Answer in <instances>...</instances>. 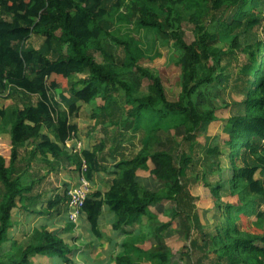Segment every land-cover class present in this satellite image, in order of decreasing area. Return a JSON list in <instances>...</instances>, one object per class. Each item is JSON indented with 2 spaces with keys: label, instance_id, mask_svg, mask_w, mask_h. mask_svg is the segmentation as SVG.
<instances>
[{
  "label": "trees",
  "instance_id": "16d2710c",
  "mask_svg": "<svg viewBox=\"0 0 264 264\" xmlns=\"http://www.w3.org/2000/svg\"><path fill=\"white\" fill-rule=\"evenodd\" d=\"M184 22L192 25L190 42L184 38ZM260 29L264 32V0H0V89L7 91L5 101L10 100L0 106V131L10 137L8 163L0 155V264H30L36 253L64 259L71 252L63 238L47 228L34 229L24 243L9 236L13 210L24 203L23 192L32 188L17 162L22 147L37 141L32 156L39 152L53 165L48 156L65 155L82 177L91 179L104 143L70 154L65 144L76 137L77 125L69 118L78 113L77 102L99 96L104 103L98 112L107 118L124 116L122 127L142 134L138 151L116 162L108 190L88 193L82 212L93 230L105 204L118 228L149 214L154 202L192 201L185 186L191 158L179 146L196 139L199 129L224 121L222 144L204 148L210 156L226 153L223 164L213 169L219 171L210 189L214 225L203 229L204 246L198 236L189 244L212 264H264V226L252 218H264V37L243 43L245 35ZM32 37L41 38L38 47L29 44ZM168 44L175 49L181 75L175 100L167 99L159 75L140 63L160 56L159 47ZM117 49L122 53L117 55ZM238 52L246 56L240 73L247 70V77H238L235 84L243 96L218 104L210 88L213 83L220 86L218 65L223 58L235 59ZM143 78L149 82L138 90ZM16 95L24 98L16 100ZM227 108L233 112L219 116ZM146 170L162 184L161 190L139 184L137 172ZM66 191L47 199L46 214L67 203ZM183 214L192 222L191 211ZM160 248L150 255L158 264H169L168 249Z\"/></svg>",
  "mask_w": 264,
  "mask_h": 264
},
{
  "label": "crops",
  "instance_id": "0c3cea01",
  "mask_svg": "<svg viewBox=\"0 0 264 264\" xmlns=\"http://www.w3.org/2000/svg\"><path fill=\"white\" fill-rule=\"evenodd\" d=\"M98 107L94 111V114H98ZM79 112L80 109L77 114L70 116V122L77 125L74 118L79 116ZM77 133H79V125H77L76 137L66 141V148L70 144L71 146L80 147V145L75 144V141L78 139ZM123 135L127 136L126 129L124 128L116 134L120 138ZM116 139L117 137L111 141H107L103 138L96 142L88 139L87 141H82L80 149H65L67 154L72 152L79 153L82 149L89 148L98 142L104 143L103 149L98 153L100 158L99 170L88 180L91 184L90 192L100 191L104 193L107 191L111 181L116 176V162L121 157L132 156L139 149V139L137 141L131 140L132 146L129 145V148L125 147L126 141H117ZM36 142L29 141L20 150L17 170L26 174L25 177L28 184L32 183V188L23 192L25 196L24 203H19L15 210H13V222L9 236L12 240L15 239L18 242L24 243L28 241L34 229L47 228L49 231H53L62 237L71 248V252L64 259L57 255L36 253L30 257V264H158L159 262L155 259V256L152 257L150 255L153 249L158 246H161L160 250L162 252H166L168 249L169 264H185L184 261L186 259H183L182 255L185 254L187 244L189 245L192 237H196L199 234L198 228H194V223L192 222H195L198 226H202L203 229H209L214 225L216 215L214 198H211V203L199 205L197 203L199 197H195V194L189 193L187 189L188 193L193 197L192 201L185 199L188 202L177 203L173 199H166L154 202L148 207L149 214H144L134 224L121 225L118 228L114 226L115 214L106 204L101 208L95 230H93L83 212L77 221L71 223L66 214V204H61L57 210L58 212L53 211L51 214L52 210H49V214H46L43 210V205L47 199L54 198L56 195L61 196L65 189L67 190L71 186L72 181L74 183L78 181L79 175L76 166L70 158H67L65 155L60 159L48 156V161L53 165L46 163V167H48L49 172L60 175L61 179L60 183L55 186L57 189L52 194L49 195L44 190L39 192L37 187H33L38 181L37 178H33L32 166L43 158L39 152L32 156V152H35ZM133 143H136V145H133ZM134 146L136 150L133 152ZM127 149L129 150L128 152L125 151ZM73 175L75 176L74 180L70 181L68 178H71ZM63 180L65 182L61 185V181ZM137 180L142 187L148 190H161L162 184L153 178L147 170L138 171ZM42 196L46 197V200L37 201V197ZM27 202H32V204L39 202L40 205L30 208ZM194 204L197 207H194ZM184 211H191L192 222L185 220ZM13 215L21 218L18 227L16 226L15 229L13 228V223L15 224L16 221L15 219L13 220ZM152 216L155 218L153 219ZM160 228L161 230H159ZM12 240H9V243L6 242L4 249H8Z\"/></svg>",
  "mask_w": 264,
  "mask_h": 264
},
{
  "label": "rangeland",
  "instance_id": "374dc122",
  "mask_svg": "<svg viewBox=\"0 0 264 264\" xmlns=\"http://www.w3.org/2000/svg\"><path fill=\"white\" fill-rule=\"evenodd\" d=\"M183 29H184V38L190 42L194 36L192 31V25L190 23H183ZM263 30L260 29L257 32H254L251 35H245L243 37V43H250L251 41H257L262 40L263 41ZM41 38L39 37H32L29 40V44H32L34 46H39L41 44ZM218 44L224 46L226 49L228 45H225L221 42ZM175 49H172L170 44L168 45H161L159 47L160 56L153 57V59H143L140 63H143L142 65L145 67H149L153 71H155L156 74L159 75L161 82L163 84L164 92L168 100H175L177 98L179 89H180V83H181V75H180V69L179 66L176 64V56H175ZM115 53L121 54L122 51L116 50ZM261 53V52H260ZM261 56V54H260ZM259 56V57H260ZM94 57L97 61H102V56L97 52L94 53ZM245 55L241 52H238V54L235 56V59H221L220 64L218 65V69L220 70L218 73H221L222 77L220 76L219 81V88L218 83H213L210 88H212V93H216L215 100L216 103L224 105V103L231 104L232 97L233 98H240L242 97V90H238V86L236 87V80L238 77L241 79H245L247 77V70H244L243 73H240V69L242 68V65L245 61ZM263 57V55H262ZM148 79L143 78L142 80V86L141 88H138V90L142 89L145 90L146 86L148 84ZM243 87V85H242ZM218 88V91L216 92ZM120 93V92H116ZM7 94L6 90L0 89V106L3 105L5 102H10V100L5 101V95ZM67 96L68 94L65 93ZM24 97H19L16 95V100H21ZM37 96L31 95L30 100L36 101ZM103 99L97 97L96 99H93L89 103H82L81 101H78L77 104L80 105V112L79 116L74 118L77 125H79V133H77L78 139L75 141V144L80 145V147L71 146L68 145L66 149L68 150H74L80 149L82 147V141H87L88 139H92L94 142L101 139L112 140L113 138L117 137V141L124 140L127 143H125V147L129 148L131 144V140L137 141L139 137L141 136L142 132L140 131H133L130 128L126 129V135H123L122 138L116 136V134L123 128L121 127L122 118L116 119L115 116L111 118H107V115L98 112V114H94V111H96L98 105L103 104ZM228 111L230 113L233 112L230 109H224L219 116H223L228 114ZM224 121H220L218 125L211 126L206 129V127L199 129L196 133V139L193 137L190 144L183 143L180 144L179 148L181 150L183 149L182 154L190 156V162L188 163V174L185 178L186 183V189L193 194H195V197H199L197 203L199 205H206L207 203H211L212 195L210 193V189L215 185L219 171H213V169H216L217 166L222 165L224 160H226V153L219 154V157L216 156H210L205 152V147L208 146L211 143H219L222 144V140L226 137V134L224 133ZM128 130V131H127ZM47 134H49L45 129L43 130ZM50 136V135H49ZM168 143L172 144V140H168ZM99 143V142H98ZM201 144L200 147L197 145ZM133 145H136V143H133ZM66 147V145H65ZM183 147V148H182ZM135 148V146L133 147ZM133 152L136 150L132 149ZM128 152L129 150H125ZM0 155L5 157L6 163L9 161L10 157V137L7 132L0 131ZM183 155V156H184ZM42 157V156H41ZM237 164L240 165L239 160L236 161ZM33 178H37V184L33 186L34 188L37 187L38 191L41 192L44 190L49 195L52 194L57 188V184L60 183L61 176L57 175L56 173H51L48 170V167H46L45 159H40V161H37L33 164ZM99 170V169H98ZM65 171V170H64ZM77 172V171H76ZM79 175V172H78ZM94 175V174H93ZM92 175V177H93ZM74 175L71 176V178H68L70 181L74 180ZM80 178V176H78ZM78 178V181L74 183L72 181L71 186L68 187L69 189L75 188L80 184V180ZM67 179V180H68ZM66 180V181H67ZM65 181H61V185H63ZM86 184L87 191L90 192L91 184L89 181ZM70 184V182H69ZM73 188V189H74ZM88 195V194H87ZM46 197H37V201H44ZM202 199V201H201ZM204 199V200H203ZM30 208L40 205L39 202H36L35 204H32V202H27ZM196 203V202H195ZM194 207H197L196 204H194ZM35 208V207H34ZM264 209V208H263ZM15 210V209H14ZM66 214L67 217L69 216V208L66 204ZM255 222L262 224L264 226V218L262 219H255L252 217ZM15 219L16 225L13 223V228L19 225L20 217L13 215V220ZM69 220V218H68ZM77 221V220H76ZM28 223V222H27ZM199 234H198V242L200 246H204L202 242V234L204 232L202 226H198ZM264 230V227L263 229ZM11 232V228L9 230V234ZM14 233V232H12ZM9 243V242H8ZM189 243V242H188ZM187 251V252H186ZM183 259H186L184 262L185 264H197L200 260L203 261L202 264H212L210 261H206L205 259H202L201 252L196 249L192 248L190 244H187V247L185 249V254L182 255ZM201 259L199 260V258Z\"/></svg>",
  "mask_w": 264,
  "mask_h": 264
},
{
  "label": "built area",
  "instance_id": "2783aa9c",
  "mask_svg": "<svg viewBox=\"0 0 264 264\" xmlns=\"http://www.w3.org/2000/svg\"><path fill=\"white\" fill-rule=\"evenodd\" d=\"M86 165L83 160L82 168L85 169ZM80 184L77 187L68 189L67 191V205L69 208V220L75 222L82 213L83 203L89 191H87V179L80 175Z\"/></svg>",
  "mask_w": 264,
  "mask_h": 264
},
{
  "label": "clouds",
  "instance_id": "9594fccd",
  "mask_svg": "<svg viewBox=\"0 0 264 264\" xmlns=\"http://www.w3.org/2000/svg\"><path fill=\"white\" fill-rule=\"evenodd\" d=\"M69 141V140H68ZM79 176H80V174H79ZM88 180V179H87ZM69 189V188H68ZM68 189H67V191H68ZM67 191H66V194H67ZM82 214V213H81ZM70 221V220H69Z\"/></svg>",
  "mask_w": 264,
  "mask_h": 264
}]
</instances>
